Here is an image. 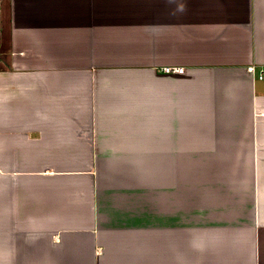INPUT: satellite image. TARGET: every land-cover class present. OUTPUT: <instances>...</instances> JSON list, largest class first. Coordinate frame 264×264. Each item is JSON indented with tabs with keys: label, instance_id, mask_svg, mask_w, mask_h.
<instances>
[{
	"label": "crops",
	"instance_id": "obj_1",
	"mask_svg": "<svg viewBox=\"0 0 264 264\" xmlns=\"http://www.w3.org/2000/svg\"><path fill=\"white\" fill-rule=\"evenodd\" d=\"M260 67L264 0H0V264H264Z\"/></svg>",
	"mask_w": 264,
	"mask_h": 264
},
{
	"label": "built area",
	"instance_id": "obj_2",
	"mask_svg": "<svg viewBox=\"0 0 264 264\" xmlns=\"http://www.w3.org/2000/svg\"><path fill=\"white\" fill-rule=\"evenodd\" d=\"M162 70L165 73H183L184 68L181 66L167 65V66L162 67ZM250 70H252V67H250ZM256 76L259 80H264V69L262 67L258 69Z\"/></svg>",
	"mask_w": 264,
	"mask_h": 264
}]
</instances>
